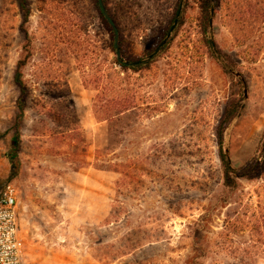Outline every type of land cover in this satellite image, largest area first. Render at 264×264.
I'll use <instances>...</instances> for the list:
<instances>
[{
    "label": "rangeland",
    "instance_id": "obj_1",
    "mask_svg": "<svg viewBox=\"0 0 264 264\" xmlns=\"http://www.w3.org/2000/svg\"><path fill=\"white\" fill-rule=\"evenodd\" d=\"M105 5L129 63L181 12L150 67L120 75L137 107L116 138L94 106L114 58L96 0H25L27 20L20 0H0V194L16 191L21 264H264V166L223 190L215 132L239 86L206 49L198 0ZM210 37L246 84L223 135L241 171L264 147V0H219ZM27 43L14 167V72ZM108 161L123 173L98 169Z\"/></svg>",
    "mask_w": 264,
    "mask_h": 264
},
{
    "label": "trees",
    "instance_id": "obj_2",
    "mask_svg": "<svg viewBox=\"0 0 264 264\" xmlns=\"http://www.w3.org/2000/svg\"><path fill=\"white\" fill-rule=\"evenodd\" d=\"M218 3L219 0H198V7H199L198 28L209 55L218 62V65L222 69L223 73L229 76L232 80H236L239 86L238 91L235 94L234 98L230 99V101L227 103L215 132L217 139L216 144L218 148V159L220 162L221 174H222V188L224 191L234 192L240 186V181L253 180L255 177L259 175V173L262 172V167L264 166V147H260L261 146L260 145L259 147H257L255 151L256 154H259L260 161L254 164L252 162L248 163L246 167L241 171L235 169L232 166L230 157L227 151L223 147L224 132L232 123V121L237 117L240 111L241 100L245 97L244 89L246 88V84L242 78L241 73L236 69L234 70V65H232L229 62L228 58L225 55L221 54L216 49L215 42L210 37L212 22L215 16V10L218 6ZM103 4L107 12L109 13L105 5V0H103ZM20 8L23 12L24 20H27L29 14H28V10L25 8V0H20ZM96 8L99 17L103 22V25L109 32V36H110L109 50L114 55V58L111 61L112 68H111V73L108 77L109 87L106 88L107 89L106 92L102 93L99 97L95 98L94 106L96 108V113L99 116H102L104 118V121L108 122L109 135L116 138L122 134L125 128L124 125V122L126 120L125 114L127 112L135 110L137 107L135 102V97L130 94V90L127 91L122 88V84L125 82V79L123 77L121 78L120 75L128 71L137 72L144 68L148 69L150 65L153 63L155 57L151 58L145 63H140L137 65H126L125 63H129V62L126 61L123 54L122 38L120 36L119 28L115 22V19L111 17L119 33L118 48L120 51V60H118L116 58L115 50L113 47V33L111 27L106 22V20L104 19V17L100 12V9L98 7V0H96ZM180 13H181L180 10L176 13L174 20L170 23L169 28L165 31L161 41L158 43L159 45L163 40H165V43L160 50H163L165 47L168 46L170 42V37L166 39V36L170 32V29L172 28L174 23H175V27L171 33H175L179 23H181L179 19L181 15ZM25 37L27 39L26 34ZM29 46H30L29 43H27L26 46H24V54L18 60L14 72V81L19 89V97L16 100L17 112L13 123V130H14L13 148H12V153L10 154V159L14 167H16L19 163L18 152L20 145V127L24 117L25 97H26L25 84L22 81V70L27 65L28 60L30 59L31 56ZM155 48L153 49V51L155 50ZM261 140H262L261 143H263L264 134L262 135ZM98 169L122 174L124 166L120 163L111 164V162L108 161L105 164L99 165ZM199 218H204V216L202 215Z\"/></svg>",
    "mask_w": 264,
    "mask_h": 264
},
{
    "label": "built area",
    "instance_id": "obj_3",
    "mask_svg": "<svg viewBox=\"0 0 264 264\" xmlns=\"http://www.w3.org/2000/svg\"><path fill=\"white\" fill-rule=\"evenodd\" d=\"M0 264H21L16 191L11 184H6L0 194Z\"/></svg>",
    "mask_w": 264,
    "mask_h": 264
},
{
    "label": "water",
    "instance_id": "obj_4",
    "mask_svg": "<svg viewBox=\"0 0 264 264\" xmlns=\"http://www.w3.org/2000/svg\"><path fill=\"white\" fill-rule=\"evenodd\" d=\"M98 7L100 9V12H101L102 16L104 17V19L106 20V22L111 27V30H112V33H113V47H114V50H115L116 58L118 60H120V51H119V48H118V38H119L118 30H117V28H116V26H115V24H114L111 16L107 12V10H106V8H105V6L103 4V0H98ZM174 27H175V23L172 26V28L170 29V32L167 34L166 39H168L170 37V34H171L172 30L174 29ZM164 43H165V40H163L155 48V50L149 56H147L145 59L139 60V61H135V62H131V63H125V64L126 65H137V64L144 63V62L150 60L151 58H153L159 52V50L164 45Z\"/></svg>",
    "mask_w": 264,
    "mask_h": 264
}]
</instances>
